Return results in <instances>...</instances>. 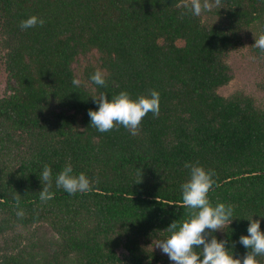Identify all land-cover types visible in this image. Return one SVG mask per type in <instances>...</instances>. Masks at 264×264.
<instances>
[{"label":"trees","instance_id":"16d2710c","mask_svg":"<svg viewBox=\"0 0 264 264\" xmlns=\"http://www.w3.org/2000/svg\"><path fill=\"white\" fill-rule=\"evenodd\" d=\"M189 3L0 0V264H172L153 244L188 214L185 161L214 169L210 200L235 206L213 233L235 255L247 251L245 216L264 230V106L218 91L232 78L229 53L249 29L253 42L264 34V0H209L200 16ZM33 13L45 23L21 28ZM97 68L105 85L89 78ZM153 88L159 113L135 134L91 124L93 95ZM66 162L92 189L70 194L53 181V197L40 201L44 163L55 176Z\"/></svg>","mask_w":264,"mask_h":264},{"label":"clouds","instance_id":"9594fccd","mask_svg":"<svg viewBox=\"0 0 264 264\" xmlns=\"http://www.w3.org/2000/svg\"><path fill=\"white\" fill-rule=\"evenodd\" d=\"M210 6L209 0H190L187 5L193 16H200ZM43 23L45 19L33 13L21 19L20 27L29 28ZM253 44L264 52V34L255 37ZM107 75L104 70L97 68L89 78L96 85H105ZM80 83L79 79H73V84ZM93 99L98 107L88 110L90 122L100 132L122 124L135 134L142 118L149 111L156 115L160 110V93L155 88L137 96L127 89H121L111 96L101 92L99 96L93 95ZM184 167L189 171L180 189L188 214L183 219L172 220L166 227V235L153 245L166 253L172 264H259L257 257L264 255V230L260 227V219H254L253 214L251 217L245 216L249 220L247 232L241 233L238 239L247 251L243 256L235 255L226 239L213 234L215 230L223 229L226 222L230 225L236 217L235 206L231 202L213 203L210 200L209 191L218 186L214 178L215 170L191 161H185ZM39 178L42 185L40 201L46 202L53 197V181L57 187L70 194L92 189L89 176L83 171L74 172L71 162H66L55 176L52 166L44 163ZM16 214L23 216V208H17Z\"/></svg>","mask_w":264,"mask_h":264},{"label":"rangeland","instance_id":"374dc122","mask_svg":"<svg viewBox=\"0 0 264 264\" xmlns=\"http://www.w3.org/2000/svg\"><path fill=\"white\" fill-rule=\"evenodd\" d=\"M256 30L249 29L244 36V44L229 53L228 63L232 78L218 88L221 94L228 95L234 91H242L250 95L254 101L264 106V56L252 49ZM6 73L0 66V95L5 91Z\"/></svg>","mask_w":264,"mask_h":264}]
</instances>
